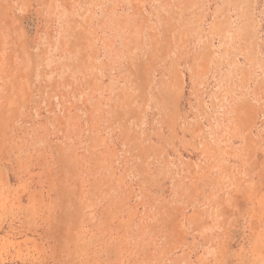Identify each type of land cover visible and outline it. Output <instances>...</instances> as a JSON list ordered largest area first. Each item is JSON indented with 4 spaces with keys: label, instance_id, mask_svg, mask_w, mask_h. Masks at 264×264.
<instances>
[{
    "label": "rangeland",
    "instance_id": "1",
    "mask_svg": "<svg viewBox=\"0 0 264 264\" xmlns=\"http://www.w3.org/2000/svg\"><path fill=\"white\" fill-rule=\"evenodd\" d=\"M0 264H264V0H0Z\"/></svg>",
    "mask_w": 264,
    "mask_h": 264
}]
</instances>
